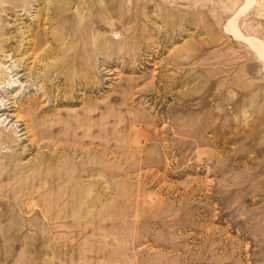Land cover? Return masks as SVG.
Listing matches in <instances>:
<instances>
[{
    "label": "rangeland",
    "instance_id": "374dc122",
    "mask_svg": "<svg viewBox=\"0 0 264 264\" xmlns=\"http://www.w3.org/2000/svg\"><path fill=\"white\" fill-rule=\"evenodd\" d=\"M250 40L264 0H0V264H264Z\"/></svg>",
    "mask_w": 264,
    "mask_h": 264
},
{
    "label": "bare ground",
    "instance_id": "6f19581e",
    "mask_svg": "<svg viewBox=\"0 0 264 264\" xmlns=\"http://www.w3.org/2000/svg\"><path fill=\"white\" fill-rule=\"evenodd\" d=\"M250 41H251V40H250ZM251 42L253 43V46H254L253 48L255 49L256 53H257L261 58L264 59V50L262 49L263 46L261 45L262 48L259 47L260 45L258 46V44L255 43V42H258L257 40H255V42H254V41H251ZM260 44H261V43H260ZM5 108H6V107H5ZM3 111H4V110H3ZM28 129H29V127H27L25 130H28ZM23 130H24V129H23ZM16 131H17V130H16ZM21 131H22V130H21ZM14 132H15V131H14ZM14 132H13V133H14ZM16 133H17V132H16ZM26 134H28V132H27ZM26 134H25V135H26ZM22 135H23V134H22ZM0 156H1V155H0ZM4 157H5V156H4ZM1 159L3 160V158H0V160H1ZM6 163H7V162H5V166H6V167H8V168L11 167V168H12L13 165L11 164V161H9V163H7V164H6ZM2 164H3V163H2ZM17 170H18L17 168H16V169L14 168V171H12V173L17 172ZM4 172H5V171H3V173H4ZM3 173H2V174H3ZM5 173H6V172H5ZM5 173H4V174H5ZM3 176H7V175L5 174V175H3ZM7 177H8V176H7Z\"/></svg>",
    "mask_w": 264,
    "mask_h": 264
}]
</instances>
